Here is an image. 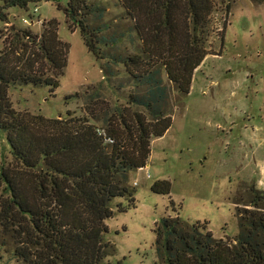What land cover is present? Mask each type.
<instances>
[{
    "label": "trees",
    "instance_id": "trees-1",
    "mask_svg": "<svg viewBox=\"0 0 264 264\" xmlns=\"http://www.w3.org/2000/svg\"><path fill=\"white\" fill-rule=\"evenodd\" d=\"M39 1L45 0H4L0 19L8 23L7 9ZM121 1L142 40L140 51L126 57L102 52L126 32L108 37L103 34L106 26L90 30L83 17L79 25L88 49L107 58L104 67L109 75L111 66L122 62L136 79L142 93L132 94L131 103L142 106V111L117 109V117L109 110L91 109L85 116L68 111L66 117L48 118L17 110L10 86H57L68 44L59 39L55 20L41 35L12 27L13 33L3 36L0 127L7 131L15 161L4 166L0 176V242L27 264H113L109 258L116 247L107 239L106 220L115 212L114 200L128 197L134 204L131 172L146 166L152 139L163 136L173 123L163 75L181 94L190 93L195 70L210 53L214 15L224 14L217 27L223 35L236 0ZM86 6V0H71L67 9L78 15ZM224 39L223 35L222 44ZM43 60L57 70V80L38 73L44 69ZM151 188L169 194L171 182L157 180ZM238 211L239 231L232 239L215 237L207 221L166 217L165 264H264V210ZM158 235L161 241V229Z\"/></svg>",
    "mask_w": 264,
    "mask_h": 264
},
{
    "label": "rangeland",
    "instance_id": "rangeland-1",
    "mask_svg": "<svg viewBox=\"0 0 264 264\" xmlns=\"http://www.w3.org/2000/svg\"><path fill=\"white\" fill-rule=\"evenodd\" d=\"M69 1L10 7L9 22L0 19V50L4 34L11 35L12 27L41 35L52 20L57 23L59 39L68 44L60 77L47 60L38 72L55 80L58 76L59 84L12 85L13 106L48 118L66 117L68 111L85 116L91 109L98 113L109 110L117 117V109L144 110L131 103L132 94L142 93L136 79L122 62L113 64L109 75L104 67L107 58L88 49L79 25L83 17L90 30L106 26L103 34L108 37L126 32L116 45L105 46L102 52L123 57L135 53L142 48V40L123 2L86 0L88 6L77 15L68 11ZM2 4L4 0H0ZM223 19L222 11L215 13L210 53L195 70L189 94H181L163 75L173 123L163 136L152 139L146 166L131 172L134 204L128 197L114 200L115 212L106 220L107 239L116 247L109 258L113 264H165L166 217L207 221L215 237L232 239L239 231L238 208L241 212L245 208L264 210V3L234 1L222 44L217 27ZM14 161L7 131L0 127V176L3 167ZM164 179L171 182L169 194L151 188ZM158 229L163 233L161 241ZM0 264L27 263L0 242Z\"/></svg>",
    "mask_w": 264,
    "mask_h": 264
},
{
    "label": "built area",
    "instance_id": "built-area-1",
    "mask_svg": "<svg viewBox=\"0 0 264 264\" xmlns=\"http://www.w3.org/2000/svg\"><path fill=\"white\" fill-rule=\"evenodd\" d=\"M45 1H50V0H45ZM52 1H54V2H58V3H59L60 1H63V0H52ZM37 10H38V8L36 7V8H35V11H37ZM24 21H25V22H29V23L32 22V21H28L27 18H25ZM136 183H137V182H135V184H136Z\"/></svg>",
    "mask_w": 264,
    "mask_h": 264
},
{
    "label": "crops",
    "instance_id": "crops-1",
    "mask_svg": "<svg viewBox=\"0 0 264 264\" xmlns=\"http://www.w3.org/2000/svg\"><path fill=\"white\" fill-rule=\"evenodd\" d=\"M147 166H149V164Z\"/></svg>",
    "mask_w": 264,
    "mask_h": 264
}]
</instances>
